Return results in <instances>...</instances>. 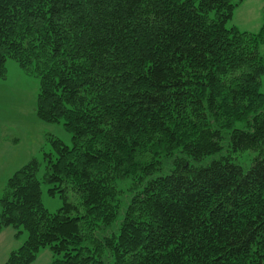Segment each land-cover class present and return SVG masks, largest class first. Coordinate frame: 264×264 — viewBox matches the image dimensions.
<instances>
[{"label": "trees", "instance_id": "obj_1", "mask_svg": "<svg viewBox=\"0 0 264 264\" xmlns=\"http://www.w3.org/2000/svg\"><path fill=\"white\" fill-rule=\"evenodd\" d=\"M237 5L0 0V78H40L72 136L8 179L0 232L28 237L5 264H264V26L229 27Z\"/></svg>", "mask_w": 264, "mask_h": 264}, {"label": "rangeland", "instance_id": "obj_2", "mask_svg": "<svg viewBox=\"0 0 264 264\" xmlns=\"http://www.w3.org/2000/svg\"><path fill=\"white\" fill-rule=\"evenodd\" d=\"M237 3L229 27L241 32L257 34L264 26V0H233ZM264 55V45L260 48ZM6 79L0 78V200L8 179L32 159L42 160L43 151L50 145L46 140L54 137L72 147V136L61 123H49L37 115L40 78L23 71L14 60H8ZM261 91L264 93V77ZM48 137V138H49ZM47 138V139H48ZM44 166L39 173L42 179ZM51 185L43 183L42 201L45 208L55 213L65 202L78 206L80 199L71 189L49 194ZM28 234L12 227L0 232V264H5L10 254L26 241ZM54 258L49 248L42 249L32 264H52Z\"/></svg>", "mask_w": 264, "mask_h": 264}]
</instances>
